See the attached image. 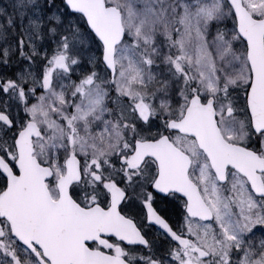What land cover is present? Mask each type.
I'll list each match as a JSON object with an SVG mask.
<instances>
[{
  "label": "snow or ice",
  "instance_id": "obj_1",
  "mask_svg": "<svg viewBox=\"0 0 264 264\" xmlns=\"http://www.w3.org/2000/svg\"><path fill=\"white\" fill-rule=\"evenodd\" d=\"M0 264H264V0H0Z\"/></svg>",
  "mask_w": 264,
  "mask_h": 264
}]
</instances>
